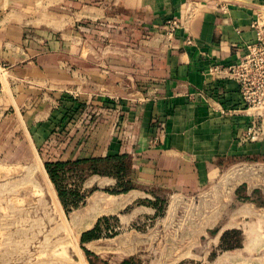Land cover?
<instances>
[{
	"label": "crops",
	"instance_id": "crops-1",
	"mask_svg": "<svg viewBox=\"0 0 264 264\" xmlns=\"http://www.w3.org/2000/svg\"><path fill=\"white\" fill-rule=\"evenodd\" d=\"M33 1L13 5L0 19V47H7V42L15 49L10 50L8 58L11 80L0 86V102L17 111L28 107L30 122L47 118L48 131L61 117L55 107L67 93L74 92L79 101L90 102L89 107L99 111L107 104L102 101L106 96L120 97L122 107H131L125 111L130 119L127 124L124 121L127 143L112 142L107 152L114 133L113 116L111 123H106L105 137L101 129L95 132L100 133L99 141L106 140L93 153L73 157L115 152L130 156L131 179L137 177V186L120 192L127 195L125 200L123 196L108 198L111 202H107L106 214L115 213L112 205L120 199L123 201L119 205L125 206L135 196H145L143 184H200L218 172L264 155V135L254 141L241 137L252 119V110L241 103L237 80L210 71L211 66H227L245 53L246 43L257 37L252 23L264 12V0ZM71 4L73 17L66 13ZM102 16L135 28L139 39L135 44L137 61L128 51L121 55L105 52L104 63L96 61L99 54L90 48L82 29L85 24L96 26ZM171 17L177 20V26L169 31ZM114 62L122 65L115 67ZM262 114L264 121V110ZM99 181L116 184L113 176L93 173L84 179L81 189ZM246 181L240 180L236 188ZM247 187L249 193L254 184ZM252 207L245 203L229 217L248 215ZM153 209L141 204L137 211ZM122 215H117L120 223L124 221ZM234 223L223 227L213 243H220L224 230L241 227ZM212 262L221 263L220 259Z\"/></svg>",
	"mask_w": 264,
	"mask_h": 264
},
{
	"label": "rangeland",
	"instance_id": "rangeland-1",
	"mask_svg": "<svg viewBox=\"0 0 264 264\" xmlns=\"http://www.w3.org/2000/svg\"><path fill=\"white\" fill-rule=\"evenodd\" d=\"M31 2L34 1L0 0V19L9 14L13 5ZM67 6V15L73 17V4ZM120 23L121 20L102 16L96 26L84 25L83 35L99 54V64L104 63L105 52L110 51L119 55L128 51L138 60L137 32L129 23ZM25 33L30 38L26 28ZM6 44L0 47V86L11 80L8 58L10 50L15 49ZM121 65L114 62L115 67ZM67 94L55 107L61 117L51 131L45 128L47 118L30 122L26 116L28 107L17 111L0 102V264H120L124 259L128 260L126 264H210L214 259H220V264H264V155L257 161L218 172L200 184L160 187L142 183L145 196H135L125 206L119 203L127 197L120 192L126 190L115 183L93 182L89 187H80L81 201L66 211L46 173L45 161L93 153L106 140L99 141L100 133L95 132L101 129L105 137L106 123L114 116V133L107 148L110 152L112 142L121 144L127 138L124 121L127 124L130 119L125 111L131 109L122 107V98L106 96L102 101L107 104L101 105L99 111L89 107L90 102L79 101L74 92ZM133 108L136 110V106ZM76 150L82 155L75 154ZM242 179L248 181L236 188ZM73 182L65 181L68 185ZM248 184H254L249 193ZM112 196L124 198L112 205L114 214H106L107 202H111L108 198ZM245 203L253 205L248 215L229 217ZM141 204L154 209L137 211ZM117 215H122L124 221L120 223ZM230 222L241 226L232 229L244 230L234 239L241 238L242 245L221 249L219 242H213L223 227L232 225ZM89 230L92 238L82 241L81 235ZM224 250L228 251L223 253Z\"/></svg>",
	"mask_w": 264,
	"mask_h": 264
},
{
	"label": "trees",
	"instance_id": "trees-1",
	"mask_svg": "<svg viewBox=\"0 0 264 264\" xmlns=\"http://www.w3.org/2000/svg\"><path fill=\"white\" fill-rule=\"evenodd\" d=\"M44 165L66 211L81 201L80 187L84 179L90 174L98 173L113 176L116 178V186L122 190L137 186V183L130 177L131 159L126 153L116 152L107 153L104 156L45 161ZM69 179L74 181L70 185L65 183ZM89 233H91V230L84 232L81 235V240L91 239ZM241 233L242 231L238 229L224 230L220 235V248L230 249L241 246L243 241L241 238L234 240ZM85 251L90 254L89 250L85 249ZM127 261V259H124L120 264H126Z\"/></svg>",
	"mask_w": 264,
	"mask_h": 264
},
{
	"label": "built area",
	"instance_id": "built-area-1",
	"mask_svg": "<svg viewBox=\"0 0 264 264\" xmlns=\"http://www.w3.org/2000/svg\"><path fill=\"white\" fill-rule=\"evenodd\" d=\"M168 22L169 31H172L177 21L173 19ZM252 26L257 31V37L246 43L245 53L227 66H211L210 71L223 72L237 80L241 103L252 110V119L247 122L241 137L254 141L264 135V12L259 14Z\"/></svg>",
	"mask_w": 264,
	"mask_h": 264
},
{
	"label": "bare ground",
	"instance_id": "bare-ground-1",
	"mask_svg": "<svg viewBox=\"0 0 264 264\" xmlns=\"http://www.w3.org/2000/svg\"><path fill=\"white\" fill-rule=\"evenodd\" d=\"M46 170V169H45ZM46 173H47V171H46ZM50 180V179H49ZM58 202H59V200H58ZM60 203V202H59ZM61 206V205H60Z\"/></svg>",
	"mask_w": 264,
	"mask_h": 264
}]
</instances>
